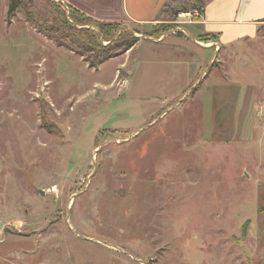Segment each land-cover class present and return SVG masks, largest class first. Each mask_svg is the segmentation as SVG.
<instances>
[{"label": "rangeland", "instance_id": "rangeland-1", "mask_svg": "<svg viewBox=\"0 0 264 264\" xmlns=\"http://www.w3.org/2000/svg\"><path fill=\"white\" fill-rule=\"evenodd\" d=\"M12 1L0 0V264H264V41L205 51L192 26L204 0H169L147 28L62 0L10 15Z\"/></svg>", "mask_w": 264, "mask_h": 264}, {"label": "crops", "instance_id": "crops-1", "mask_svg": "<svg viewBox=\"0 0 264 264\" xmlns=\"http://www.w3.org/2000/svg\"><path fill=\"white\" fill-rule=\"evenodd\" d=\"M70 8L100 23L127 24L142 28L160 22L169 0H62ZM192 26L211 38L205 51L220 50L242 43L264 41V0H204L201 12L194 10ZM151 37L141 39L133 51ZM194 42V39H193ZM195 43V42H194ZM179 47V46H177Z\"/></svg>", "mask_w": 264, "mask_h": 264}, {"label": "trees", "instance_id": "trees-1", "mask_svg": "<svg viewBox=\"0 0 264 264\" xmlns=\"http://www.w3.org/2000/svg\"><path fill=\"white\" fill-rule=\"evenodd\" d=\"M21 6V2L19 0H13L10 4V9H9V14L10 15H13ZM70 8V7H69ZM72 11H76L72 8H70ZM78 12V11H76ZM79 13V12H78ZM81 17L82 18H87V19H90L84 15H82L80 13ZM92 20V19H90ZM77 22H80V21H77ZM63 24L66 26V28H68L69 30L70 29H73V25L66 19L63 20ZM116 25V24H115ZM41 32H43L46 36H48L57 46H60V47H70V49L72 48L71 46H68L62 42V40H60L58 38V36H55L54 32H52V30H49V29H46V30H40ZM76 32L79 34V35H84L85 37L84 38H87V41L88 43H91V44H98L97 42V39L93 36V35H90L87 33V30H80V29H77ZM73 39V37H75V35L71 34L70 35ZM60 38L63 37V36H59ZM138 40H133V41H130V42H125L124 44H122V46H124L126 48V51H129L131 50L136 44H137ZM74 44L79 48V49H85L86 48V45H85V40H82V41H79V40H76L74 41ZM121 46V47H122ZM106 49V48H104ZM105 53V52H104ZM112 56L111 54H109V52L106 51V54L101 56V60L100 62H93L90 64V67L91 68H95L97 69L99 65L105 63L108 59H110Z\"/></svg>", "mask_w": 264, "mask_h": 264}, {"label": "water", "instance_id": "water-1", "mask_svg": "<svg viewBox=\"0 0 264 264\" xmlns=\"http://www.w3.org/2000/svg\"><path fill=\"white\" fill-rule=\"evenodd\" d=\"M194 42L196 43V44H198V45H200V43L199 42H197L195 39H194ZM42 194L44 195V192H42ZM3 227V224L2 223H0V228H2ZM142 264H144L143 262H141Z\"/></svg>", "mask_w": 264, "mask_h": 264}]
</instances>
